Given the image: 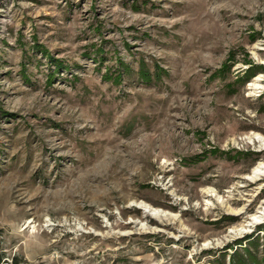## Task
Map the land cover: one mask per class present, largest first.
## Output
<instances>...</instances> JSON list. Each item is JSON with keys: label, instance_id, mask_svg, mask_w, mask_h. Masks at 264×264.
I'll return each instance as SVG.
<instances>
[{"label": "rangeland", "instance_id": "374dc122", "mask_svg": "<svg viewBox=\"0 0 264 264\" xmlns=\"http://www.w3.org/2000/svg\"><path fill=\"white\" fill-rule=\"evenodd\" d=\"M257 134L264 0H0L4 259L261 257Z\"/></svg>", "mask_w": 264, "mask_h": 264}, {"label": "trees", "instance_id": "16d2710c", "mask_svg": "<svg viewBox=\"0 0 264 264\" xmlns=\"http://www.w3.org/2000/svg\"><path fill=\"white\" fill-rule=\"evenodd\" d=\"M150 74H148V71L145 70V72H142V76L144 78L149 77ZM248 238V237H247ZM261 257L258 255L252 254L250 251L245 252H233L231 254V262L230 264H264V246L261 250ZM213 261L219 262L218 258L211 260L209 264H213ZM0 264H42L41 262H28L23 256L21 255H12L10 258H5L3 255L0 254ZM223 264V263H221Z\"/></svg>", "mask_w": 264, "mask_h": 264}, {"label": "bare ground", "instance_id": "6f19581e", "mask_svg": "<svg viewBox=\"0 0 264 264\" xmlns=\"http://www.w3.org/2000/svg\"><path fill=\"white\" fill-rule=\"evenodd\" d=\"M256 137L264 145V138L260 137L258 134L256 135ZM262 173H264V161H262V162L258 163L257 165H255L252 168L251 173L248 174V175L249 176H258V175H261ZM139 204L144 208L145 211H148L150 214H152V215H154L156 217H159V216L165 214L164 210H162V209L159 210V209L153 207L152 205H150L149 203L139 202Z\"/></svg>", "mask_w": 264, "mask_h": 264}]
</instances>
